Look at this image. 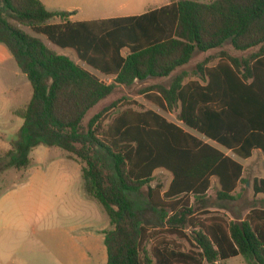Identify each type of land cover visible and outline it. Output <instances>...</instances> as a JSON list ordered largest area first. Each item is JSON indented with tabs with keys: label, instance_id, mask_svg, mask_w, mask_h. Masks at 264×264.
Returning <instances> with one entry per match:
<instances>
[{
	"label": "trees",
	"instance_id": "obj_1",
	"mask_svg": "<svg viewBox=\"0 0 264 264\" xmlns=\"http://www.w3.org/2000/svg\"><path fill=\"white\" fill-rule=\"evenodd\" d=\"M67 16L48 11L41 0H0V44L33 90L15 112L23 124L0 154V173L26 170L40 145L79 162L85 194L110 222L106 264H213L238 256L264 264V209L227 220L212 213L195 217L191 203V197L195 203L205 198L211 178L220 186L217 198L233 200L243 174L237 159H249L254 150L262 152L264 169V0H176L139 16L88 23ZM55 18L60 22L51 23ZM37 35L74 51L113 82H102ZM226 44L259 50L247 60L220 52L214 66L199 63L198 76L188 79L184 69L197 53ZM170 77L168 86L151 83L140 94L163 110L177 107V120L210 143L152 110L126 109L101 126L120 100L102 106L83 127L118 88ZM157 170L173 176L165 191L151 186ZM252 189L264 196V178ZM167 235L186 239L192 249H178Z\"/></svg>",
	"mask_w": 264,
	"mask_h": 264
},
{
	"label": "rangeland",
	"instance_id": "obj_2",
	"mask_svg": "<svg viewBox=\"0 0 264 264\" xmlns=\"http://www.w3.org/2000/svg\"><path fill=\"white\" fill-rule=\"evenodd\" d=\"M198 1L209 2L213 0ZM96 2L98 3V1ZM120 2L122 1L111 0L108 2V4L105 3L98 6L92 4L93 8L90 9L112 12L118 8L117 6ZM148 3H151L152 5H164L165 0H132L134 12L138 13L142 11L144 7H147ZM50 22L57 23L60 22V20L55 18ZM22 28L26 32L36 35L32 29L25 27ZM41 39L49 49L53 50L57 54L67 56L73 61H77L73 51L57 47L50 43L43 36H41ZM258 50L259 48L256 47L241 52L234 50L230 44H226L221 49L211 50L207 53H197L184 70L188 73V79H195L198 76V74H195L196 66L199 63L204 62L206 63V66H214L219 61L220 52H225L226 54L240 60H247ZM91 71L101 76L99 72L93 70ZM181 71L182 70L176 72L174 75L180 73ZM11 79L12 78L10 75L0 70V90L2 87L5 89L8 83L6 81H11ZM12 80H15V78ZM171 80L172 77L168 78L167 80H156L153 83L168 86ZM27 84V86L24 83L19 85V95L15 99H13L12 95L9 93L3 96L0 92V154L4 153V150H8L10 148V142L16 138L18 127L20 124H22V120L16 118L12 114V110L23 106L27 103V101H29L26 97V94L29 90L31 95L33 90L28 81ZM143 86L144 85L141 84H134L132 87L118 88L113 96L106 99L102 105H98L96 108L90 111V113L82 122L83 127L87 125L89 118H91L93 114L102 108V106H107L112 102L120 100L117 106L109 114H107L106 118L101 123V126H104L110 122L115 117V115L126 109H133L136 111L152 110L165 117L168 121L183 127L186 131L196 136L201 141L210 143L199 133L187 128L177 120L179 112L177 107L171 111L163 110L158 107L155 102H152L145 96L141 95L140 91L145 88ZM211 144L223 151L228 156L233 157L230 152L213 143ZM62 154H64L63 150L58 147H47L44 145L35 147L30 154V156L33 158V164L30 168H28L27 172L24 170L10 168L0 173V195L85 194L80 177H77V179H65L67 175H73L77 163L66 160L61 156ZM237 160L243 166V174L242 181L237 185L235 191L232 193L234 199L223 202L219 200L217 198V193L220 186L217 179L213 178L211 180L210 188L208 189L205 198L202 201L195 203L194 197H191V203L194 208L193 216L201 217V215L212 213L224 216L227 220H234L235 218H243L252 207L264 208V196L254 195L252 189L254 180L264 177L261 153L256 151L253 152L252 156L247 160ZM168 173L169 172L165 170L155 171L154 180L151 183V186L159 184L162 186V191L166 189L169 183ZM25 178L26 180L24 181ZM145 189L146 188L143 189L144 193ZM11 198L12 196L7 195L8 206H10V202H15ZM20 198L22 199H18L16 202L20 206H28L25 210H22L20 214H18L20 223L16 227L20 226L21 229H27V232L22 233L16 231L10 233L9 241L12 242V246L9 249L5 248V252L2 253V258H6L7 254L10 256L14 242L20 241L27 237L43 241L52 251L56 252L62 257L67 258L71 244L76 243L78 246H80L81 240H83V244L90 241L93 244V237L89 236L88 233H94L93 229L96 225L108 222L102 207L92 200L87 201V199H85L82 202L78 201L77 199L75 203L68 209L65 207L64 202L70 199L63 197L62 195L53 197L51 199L50 197H46V199L42 197L36 200V202L40 205L37 206L34 212H30L29 208L31 207V204H28L29 200L25 196ZM45 200L54 204L55 207L46 208L43 206L42 204L45 203ZM217 204H220L225 208L216 207ZM32 230L36 233L33 234ZM187 232L189 234L190 229H188ZM166 238L171 244L175 245V247L182 251L192 249L190 243L186 239L177 237L175 235H167ZM213 264H246V262L241 256H238L225 261H218Z\"/></svg>",
	"mask_w": 264,
	"mask_h": 264
},
{
	"label": "crops",
	"instance_id": "obj_3",
	"mask_svg": "<svg viewBox=\"0 0 264 264\" xmlns=\"http://www.w3.org/2000/svg\"><path fill=\"white\" fill-rule=\"evenodd\" d=\"M92 1L95 3H93ZM96 1H98V3ZM109 1L111 0H41L42 4L48 11L67 12L68 16L66 20H68L71 23L98 22V21L110 20V19H116V18L139 16L150 9H155V8L168 5L172 1H176V0H165L164 5H156V4L152 5L151 3H148L147 7H144V9L138 13L134 12V7H132V0H121L122 2L119 3V5L117 6L118 8L112 12H107L105 10L90 9V8H93L92 4H95L96 6H98V5H102L105 3L108 4ZM56 19L58 20L59 18H56ZM41 36L42 35H37V37L40 39H41ZM74 54L77 58V61H74L76 64L80 65L81 67H83L84 69L90 72H92L91 70L96 71L90 68L89 66H87L84 62L80 61L75 52ZM0 70L10 75L12 79L15 78V80L11 79V81H6L8 83L5 89L2 87V89L0 90L1 94L5 96L7 93H9L12 95L13 99L17 98L19 95V89H20L19 85L24 83L27 86L28 85L27 81L29 82V80L27 76L20 71L13 57L10 55L7 48L2 44H0ZM93 74L96 75L102 82L106 84L112 83L114 79L113 76L104 75L100 72L99 74H101V76L95 73ZM162 79L167 80L168 78H162ZM156 80L160 81L161 79H150L146 81L145 83H139L138 81H136L135 84H141V85L147 86ZM26 97L28 98L29 101L32 98V94L30 95L29 90L26 94ZM29 101H27V103L24 104L23 106L13 109L12 114L16 118L22 120L20 117L15 115V112L19 109L25 108L26 105L29 103ZM22 124H23V120H22ZM22 124L19 125L18 131L20 127L22 126ZM4 151H7V150H4ZM256 151L260 152L262 155V152L260 150H254L253 152H256ZM61 156L64 157L66 160L77 163V166L74 170L73 175L72 176L67 175L65 179L67 180L71 178L77 179V177H80L82 180L81 164L74 160L68 159L66 157L65 152ZM30 159H31V164L28 168H30L33 164V158L31 156H30ZM262 161H263V155H262ZM28 168L24 171L27 172ZM168 179H169V183H168V187H169L173 179V176L171 173H168ZM212 179L213 178H211V180ZM25 180L26 178L24 179V181ZM82 186H83V181H82ZM168 187H166V189H164L163 191L167 190ZM7 195L12 196L11 199L15 201V202H10V206L7 205L8 204ZM59 195H62L63 197L70 199L64 202L65 207H67L68 209L71 207V205L75 203L77 199L78 201H82V202L85 199H87V201L89 200L95 201L94 199L89 198L86 194H4L2 196L0 195L1 196L0 197V264H106L107 263V250H106V246L104 243V239H105L104 232L110 229V222L106 214L105 215L108 219V222L102 223L100 225H96L93 229L94 233H88L89 236L93 237L92 238L94 240L93 244L91 241L83 244V240H81L80 246H78V244L76 243L71 244L67 258L62 257L58 255L56 252L52 251L43 241L39 239L37 240L34 238H29V237L24 238L20 241L14 242L10 256L7 254L6 258H2V253L5 252V248L9 249L12 246L11 244L12 242L9 241L10 233L16 232V231L22 232V233L27 232V229L24 230V229H21L20 226L18 227L16 226L19 225L20 223V218H18V214H20L22 210H25L28 205L26 207L25 205L20 206L16 201L18 199H22L20 197L25 196L29 200L28 204H31L29 211L34 212L37 206L40 205L39 203L36 202V200L42 197H44L45 199L46 197H50L51 199ZM95 202L98 203L97 201ZM42 205L45 206L46 208L55 207L54 204L47 202L46 200H45V203ZM248 212L244 215L243 218H241V220L245 218ZM32 233L35 234L36 232L32 230Z\"/></svg>",
	"mask_w": 264,
	"mask_h": 264
}]
</instances>
